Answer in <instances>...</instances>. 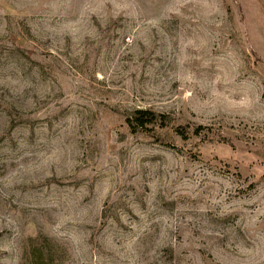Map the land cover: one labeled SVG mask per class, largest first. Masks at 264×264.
Returning <instances> with one entry per match:
<instances>
[{"label": "rangeland", "instance_id": "obj_1", "mask_svg": "<svg viewBox=\"0 0 264 264\" xmlns=\"http://www.w3.org/2000/svg\"><path fill=\"white\" fill-rule=\"evenodd\" d=\"M0 264H264V0H0Z\"/></svg>", "mask_w": 264, "mask_h": 264}, {"label": "trees", "instance_id": "obj_2", "mask_svg": "<svg viewBox=\"0 0 264 264\" xmlns=\"http://www.w3.org/2000/svg\"><path fill=\"white\" fill-rule=\"evenodd\" d=\"M128 128L132 132L153 133L157 130H165L169 128V117L165 114H159L152 110H136L126 120ZM180 138L187 140L190 137L189 129L184 126H179L172 129ZM205 130V127L198 126L193 129L192 134L198 136ZM162 141V140H160Z\"/></svg>", "mask_w": 264, "mask_h": 264}]
</instances>
